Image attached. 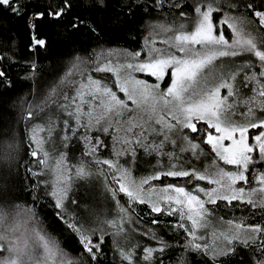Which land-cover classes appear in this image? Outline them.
Wrapping results in <instances>:
<instances>
[{
  "label": "snow or ice",
  "instance_id": "6c2138e0",
  "mask_svg": "<svg viewBox=\"0 0 264 264\" xmlns=\"http://www.w3.org/2000/svg\"><path fill=\"white\" fill-rule=\"evenodd\" d=\"M166 4L169 12L176 11L179 23L148 25L150 30L139 50L101 48L72 61L66 79L78 74L80 80L70 79L75 95L63 93L64 102L59 105L68 115L63 129L70 133L63 141H82L83 155L101 166L97 169L100 175L111 174L112 182L119 185L118 191L107 189L120 215L119 223L106 221L115 229L111 235L128 239L138 232L141 239L147 238L143 244L127 246L115 240L119 264H140L141 260L143 264H167L173 245L156 229L169 224L171 230L184 234L177 264H189L185 253L200 255L205 264H264V225L225 221L219 216L222 206L237 204L264 213V0H192L190 10L184 0H127L126 13L122 9L120 14L126 22L137 12L151 17ZM98 5L105 7L103 0ZM80 6L93 5L90 0H48L46 4L41 0H0V9L10 17L26 20L30 34L23 64L0 54V82L5 88L12 87L8 68L26 65L33 72L40 71L39 58L52 47L42 38L46 23L55 22L68 39L80 35L82 28L98 34L88 18L72 11ZM161 35L163 47H157L154 37ZM4 38L12 39L10 35ZM87 64L93 65V73L111 75H88L80 68ZM38 115L26 110L24 118L32 121ZM53 130L51 126H30L28 142L34 147L29 164L43 166L40 171L26 168L36 181L30 194L33 204L52 198L50 206L77 238L82 255L63 248L55 236L41 234L42 229L21 242L16 233L22 226H30L33 209L0 202V264H103L106 257L107 229L90 227L68 207L79 208L80 202L69 195L67 154L60 152L53 168L50 152L45 150V144L52 143ZM150 135L163 139L150 140ZM106 136L112 138L114 149L119 145L116 160L102 157L101 150L108 148ZM62 146L68 147L67 143ZM137 148L161 158L139 180L125 166L136 163ZM16 151L14 142L0 141V156ZM121 157L130 159L121 163ZM163 158H167L166 164ZM86 166L82 162L74 174L83 177ZM49 172L58 173L51 184L44 178ZM168 178L175 183H166ZM119 193L127 196L132 212L135 204L147 205L150 223L156 227L129 229L127 225L143 221L129 214L117 199ZM217 222L229 227L213 232L209 244L206 231ZM137 248L141 256H137Z\"/></svg>",
  "mask_w": 264,
  "mask_h": 264
},
{
  "label": "trees",
  "instance_id": "16d2710c",
  "mask_svg": "<svg viewBox=\"0 0 264 264\" xmlns=\"http://www.w3.org/2000/svg\"><path fill=\"white\" fill-rule=\"evenodd\" d=\"M47 2L48 0H41V4H46ZM74 3H81V0H74ZM103 3L105 7H99L98 0H90V4L93 5L92 7L80 6L72 9L73 12L88 18L97 28L98 34L92 35L86 33V30L82 28L80 35L68 39L65 37L63 29L58 28L55 22H48L41 29V33L42 38L49 40L52 47L47 54L39 58L38 66L40 71L33 72L26 65H16L7 69L8 76L11 77L12 87L5 88L4 84L0 82V141L14 142L17 145V151L13 152L10 156H0V202L22 204L25 207L32 208L35 213L33 221L30 226H22V228L26 229L27 234L34 237V233L40 232L42 229L41 234L47 233L48 235L55 236L63 248L74 252L77 256L82 255L81 246L77 238L68 232L64 223L56 217L54 209L50 206L52 198L45 197L43 200L33 204L30 192L31 185L35 184L36 181L31 178L26 168L30 166L40 171L43 169V166H38L35 163L29 164L32 160L29 152L31 147H34V145H30L28 142L30 126L36 124L43 126L45 121L51 120L43 115L44 113L48 115L49 110L55 108L62 93L70 89V79H73V77L66 79V74L72 69V61L77 56L86 58L88 54L101 48L137 50L142 47L144 37L148 35L150 30L148 29V25L165 22L169 25L179 23L176 11L169 12L167 4L164 10L160 12L154 11L151 17L137 12L135 17L128 16L126 22L125 15L120 13L124 9L127 0H103ZM184 3L187 6V10H190L192 0H184ZM124 11L126 13V9ZM0 34L12 37V39H5L4 35H0V54H5L12 60L21 61V64H23L21 57L26 54L27 46L30 43V34L26 20L10 17L7 12L0 9ZM229 34L230 32H228V37ZM154 38L159 43V40L163 36ZM4 63L7 64L8 61L5 60ZM82 67L92 68L93 65H81L80 68ZM53 89L56 91L53 92ZM45 100L48 101L46 104ZM26 110L38 113L37 119L32 121L26 120L24 118ZM71 141L75 142L74 139H71ZM77 145L82 150H85L82 141L77 142ZM79 154L83 155L82 152H79ZM145 175L147 174L143 176ZM104 179L108 188L117 190L110 174L104 175ZM165 182L175 183L171 178H168ZM153 183L159 184L160 182L154 181ZM77 197L78 194L75 195L74 199ZM117 199L126 209H129L128 198L125 194L119 193ZM106 202L110 205L116 204V201L112 199L111 193L108 190ZM68 207L74 209L80 218L85 219L81 215L80 207L76 208L71 204H68ZM133 207L135 211L132 212L129 209V214L134 218L139 217L143 222L129 224L130 228L145 230L149 227H156L150 223L152 216L150 215V208L147 205L135 204ZM219 216H223L225 221H243L245 224L264 225V213L252 210L245 205L237 204L236 207L231 208H224L222 206L219 210ZM117 218L120 219V215H115L113 220H117ZM161 219L175 221L176 218L162 217ZM93 228L99 230L107 229L109 232V236L106 238V257L103 258V264H119V256L114 244V241L117 239L111 235L115 229L109 225L103 229L98 227ZM156 231L158 234H162L173 245V248L169 252L170 259L167 264H177V258L182 251L180 246L185 243L183 231L176 232L171 230L170 224L163 229L157 228ZM131 236H133L129 238L131 242L127 244L122 241L120 242L125 246L134 244L132 243L134 237L138 239L137 242L142 244L147 241L146 237L141 239L138 232H132ZM135 251L137 256L142 255L141 249L137 248ZM185 255L188 257L189 264H205L204 259L196 253H185ZM140 264H143L142 260Z\"/></svg>",
  "mask_w": 264,
  "mask_h": 264
},
{
  "label": "rangeland",
  "instance_id": "374dc122",
  "mask_svg": "<svg viewBox=\"0 0 264 264\" xmlns=\"http://www.w3.org/2000/svg\"><path fill=\"white\" fill-rule=\"evenodd\" d=\"M229 39H231L232 33L229 30ZM163 36V35H162ZM163 39V38H162ZM157 47H163L162 44L157 43ZM105 49V48H104ZM139 50V49H137ZM81 70H83L88 75H93L95 78H98L100 76H110L111 74H97L91 72V67L85 68L82 67ZM140 78H144L142 74H138ZM75 80H80V76L77 74L73 77ZM225 90H222V92ZM245 92L248 93V95H252V93L248 92L247 89H245ZM69 95H75V89L70 85V89L66 92ZM63 93L60 96V99L58 103L55 105V108H52L49 110V113H44V117H48L51 120L45 121L43 126H51L53 127V132L51 136L52 143H46L45 144V150H48L50 152V163L53 168H55V161L59 158V153L64 152L67 154V158L65 160V165L71 166L66 170V179H68L70 185H71V191L69 193L71 198H75V195L78 194V197L76 198L80 202V208H81V215L89 222L88 224L92 227H98L100 229H103L104 227H107L108 224L106 221L113 220L115 215H119V209L116 207V204L110 205L106 202V194L108 186L105 182L104 175H100L97 169L99 166L94 164L95 162L91 160V157H85L84 155L79 154V152L84 153L85 150H82L78 145L77 142H79V139L73 138L74 141H63L64 135H70L67 130L63 129V121L65 119H68V115L66 112L62 111L59 108V105L62 104L63 101ZM121 98H123V94H119ZM130 104V102H129ZM131 106V105H130ZM50 122V123H49ZM75 121L73 120V124ZM156 127H159L158 125ZM138 131V130H137ZM94 135L96 133H93ZM46 133H43L42 136H45ZM122 135V134H121ZM150 140H160L163 139V137H155L150 135ZM106 143L108 144L107 150H101L102 151V157L103 158H111L113 160H116L117 158L114 155L115 150H118L119 145L116 146V149L113 148V140L111 137H104ZM63 143H67L68 147L64 148L62 145ZM170 150V146L169 149ZM130 159L128 157H121L120 162L123 163L125 160ZM161 159L160 157H157L155 155L149 156L146 153L143 152L142 149L137 148V160L134 164H127L126 167H129L131 169L132 178L139 180L141 176L144 174H149L153 170V166L156 164V160ZM82 162H87V166L85 169V175L83 177L76 176L75 168L79 166ZM163 162L167 163V158H163ZM103 168L107 169V166H103ZM114 171V170H112ZM56 175L58 173L49 172L47 176L44 178L49 180V183L51 184L54 180ZM111 175V174H110ZM167 183V182H166ZM203 183V182H201ZM115 185V188L118 190L119 185L116 183H113ZM51 190V189H50ZM117 223L120 222V219L117 218ZM129 229L130 226L127 225ZM228 225L225 224V222H217L214 227H210L206 231V239L209 244H212L213 242V232H216L217 234L221 230H227ZM17 236L20 237L21 242L24 241L26 237H33L30 234H27L26 229L22 228L19 232L16 233ZM133 236H129L131 238ZM117 240H120L124 243H129L128 239H120V237H115ZM138 239L134 237V241L132 243H136Z\"/></svg>",
  "mask_w": 264,
  "mask_h": 264
}]
</instances>
